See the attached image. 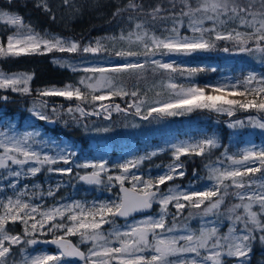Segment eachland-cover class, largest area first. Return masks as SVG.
<instances>
[{"label": "snow or ice", "instance_id": "1", "mask_svg": "<svg viewBox=\"0 0 264 264\" xmlns=\"http://www.w3.org/2000/svg\"><path fill=\"white\" fill-rule=\"evenodd\" d=\"M176 2L168 0L170 7L150 5L149 10L136 0L115 6L113 20L124 19L126 13L137 15L127 16L134 30L126 35L122 32L118 38L130 46L111 53L99 39L82 45L49 33L42 35L22 23L19 14L0 9V21L16 29L7 35L6 47L0 43V57L53 51L84 57L79 64L54 61L84 75L76 83L36 90L39 102L34 101L27 111L45 123L107 134L113 131L110 123L98 125L90 118L111 121L116 112L125 119L131 116L133 121L138 117L153 123L206 110L227 117L224 123L229 129L252 128L264 134V72L248 70L245 74L241 70L239 76H224L201 86L195 77L201 72H217V66H193L172 59L221 51L245 54L264 65V0H195L194 5L192 0H180L179 11ZM35 6L51 14L49 0H36ZM62 6L74 7L73 0H62ZM154 21L165 25L160 35L149 31ZM85 54L95 58L88 60ZM147 71L161 77L158 87L162 89L147 101L140 99L137 90L129 91L109 78V74ZM32 80L29 74L0 72V90L32 95ZM101 89H107V93L94 94ZM113 95L130 97L131 102L126 107L104 103ZM54 97L78 103L58 106L51 100ZM9 99L0 94V101ZM130 126L141 125L132 122ZM221 148L216 161L208 166V185L197 188L193 180L186 186H168L187 175L182 157L210 159L213 151ZM166 151H171V162L154 165L164 169L160 174L153 177L150 169L141 170L145 162ZM59 164L65 167H57ZM42 172L95 186L96 191L111 193L112 198L65 203L61 197L48 207L34 203L55 198L65 183L58 180L47 188L40 183L22 184ZM193 177L204 179L196 171ZM230 195L239 202L224 213L221 208ZM154 206L159 208L154 215L129 220L136 213L153 211ZM0 210V264H69L72 259L81 264H251L253 245L257 241L264 245V143L249 141L231 152L218 137L205 134L194 141H166L163 147L132 154L110 165L105 156L81 161L75 146L44 138L35 127L18 131L14 121L0 116ZM195 217L200 219L197 230L188 223ZM118 218L125 223L117 224ZM225 218L228 228L221 234ZM17 223L23 226L20 232L13 231ZM105 225L109 227L105 229ZM46 235L52 238H41ZM77 235L79 241L74 244L69 237ZM40 244L54 245L57 252L40 250L33 255L29 249L34 252ZM81 245L87 247L82 249Z\"/></svg>", "mask_w": 264, "mask_h": 264}, {"label": "trees", "instance_id": "2", "mask_svg": "<svg viewBox=\"0 0 264 264\" xmlns=\"http://www.w3.org/2000/svg\"><path fill=\"white\" fill-rule=\"evenodd\" d=\"M128 0H73L74 7H64L62 6V0H49V4L51 6V14L45 12L42 9L37 8L36 0H13L11 4L7 2V0H0V9L4 11H11L15 14H19L22 18V23L27 24L29 27L34 29L35 32L40 34L49 33V34H58L76 41L81 42V44H87L90 41L95 42L96 40H100L103 44L104 48L107 49L109 53L114 50H118L119 44L116 39L123 32L127 34L128 31L134 30V24L130 25L127 16L132 15L135 17L136 13H126L124 19L122 20H113L112 13L115 11V6H123L126 4ZM137 3H142L145 6L146 10L150 5L162 4L164 7H170L168 0H136ZM193 5L195 4V0H192ZM182 7L180 0L176 2L177 11ZM257 8L259 5L256 6ZM52 15L55 16V19H52ZM144 21H149L150 18L143 17ZM140 22V21H135ZM153 27L149 29V31H155L157 35H160V29H162L165 25L161 21L152 22ZM170 26V23L168 24ZM241 31L244 29L241 28ZM15 31V27L12 25H7L4 22H0V37L1 43L3 45L6 44L7 35L11 34ZM116 39H113V38ZM220 46L223 47L224 43L220 42ZM87 58H95L90 54H85ZM74 57H83L78 54H73ZM84 58V57H83ZM188 61L189 64L195 66L196 62L205 63L210 62L217 66L218 69H226L229 70L233 76L241 75V70L246 74L248 70H257L263 68L260 64L257 65V62L245 55V54H233L229 55L223 53L221 51H212L209 53H198L195 57H192ZM200 60V61H199ZM0 71L4 73H25L33 76V80L30 81V88L33 90L32 95H19L16 93L5 92L0 90V94L8 95L10 99L7 102L0 101V115H4L5 117L10 118L15 121L17 125L22 123V120H26L27 118V109L33 104L39 102V98L35 95V91L41 89L43 87H51L56 86L60 87L69 83H76L82 75L81 71L73 72L71 69L67 67H62L60 64L55 63L51 56L46 54H30V55H22L20 57H0ZM119 79L124 83L126 89H130L131 85L134 84L136 86V90L138 93H141L140 99L149 100L156 94V86L159 85L161 77L157 74L154 75L151 71L147 72H130L124 74H117ZM215 75V72H201L196 77V82L203 86L208 78H211ZM90 99V97H89ZM58 106L63 104L65 106H74L78 101H67L63 98H51ZM131 102V99H127V97L121 98L120 96L113 95L110 101H105L104 103L108 104H120L122 107H126L125 104ZM83 106V105H82ZM116 112L113 113L111 121L115 124L116 121L113 119L116 117ZM121 114V113H119ZM189 120H199L204 117H208L211 120H218L220 124L221 115H218L213 112H209L206 110H196L190 113ZM67 118V117H65ZM128 118H132L129 116ZM171 119V117H169ZM173 118V117H172ZM94 120L96 124H105L107 121H104L97 117L90 118ZM138 119L139 118H135ZM40 125L42 121L37 120ZM145 123V121H141ZM34 124V126L38 125ZM197 125L194 126L195 130L197 129ZM44 129L51 132V136L59 140H69L70 144L73 146L79 145L80 150L83 149L86 151L87 155L93 156L97 149L100 148V140L98 138L108 136L111 134H97L95 132L85 131L83 127H77L75 125H69L65 127L62 123L53 124L52 127L43 126ZM221 137L223 138L222 144L225 145L227 140V134H225L226 129L222 127L221 129ZM114 130L111 139L116 141V137L114 136ZM91 138H94L96 142L95 145L91 143ZM150 140H155V138L146 137L143 135L135 134L133 137V144L130 145L128 143L121 144H113L109 146L108 155L110 157V162L114 160L117 162L124 154L129 152L132 149V146L141 147L146 142ZM104 141V139H103ZM119 143V142H118ZM96 146V148H94ZM231 152L234 151L232 140L229 141L227 145ZM223 148L214 150L211 158H205L200 156H190V157H182L186 161L187 164V175L180 179H175L177 182L183 183L186 180L194 179L193 171L198 173V176L204 177L208 175V171L206 166L215 161L217 157L220 155V152ZM164 159L170 158L167 153H162L157 157L153 158L152 161H147L142 166V171L150 169L155 172L154 165L158 164ZM116 159H118L116 161ZM41 174V173H40ZM60 178L64 179L68 185L62 186L60 190L57 192V195H63L69 193V185L75 184L74 179L69 181V177L65 175H60ZM200 182L202 180H199ZM163 187V186H162ZM114 192L116 189L113 190ZM239 202L231 195L225 198V203L222 205L221 211L227 213V209L230 205ZM156 207V206H155ZM187 213V211H185ZM185 215V214H184ZM228 224L227 219H224V222ZM195 228V223L190 224ZM225 225V224H224ZM14 232L21 231V225L17 223L13 227ZM51 235H46L42 238H49ZM74 243L73 238H70ZM259 241H257L253 245V253L251 264H260V262H264V254L262 253L264 248L261 247Z\"/></svg>", "mask_w": 264, "mask_h": 264}, {"label": "rangeland", "instance_id": "3", "mask_svg": "<svg viewBox=\"0 0 264 264\" xmlns=\"http://www.w3.org/2000/svg\"><path fill=\"white\" fill-rule=\"evenodd\" d=\"M0 22H3V21H0ZM15 31H16V29H15ZM14 32H12L11 34H13ZM11 34H9V35H11ZM51 35L59 36L60 38H67V37H64V36H61L58 34H51ZM67 39H70V38H67ZM133 39H135V37H133ZM116 40H117L118 44L120 45L118 50H120L122 48L126 50L130 46L127 43V41H120L119 39H116ZM0 43H1V37H0ZM4 46L6 47V44ZM48 54L51 56V58L54 61L59 60V61L65 62L66 64H79L80 61L83 59V57H74L73 54L61 53L58 51H53V52L48 53ZM196 54H198V53H194L191 56H186V57H172V59L182 60L184 63L189 64L188 61L190 59H193L192 57H195ZM101 58H103V57H101ZM87 59L92 60L94 58H87ZM166 59H167V57H166ZM196 64H201V63L196 62ZM203 64L214 65L210 62H205ZM257 65L259 66L260 64L257 62ZM262 66H263V68L257 69L256 71L257 72H264V65H262ZM64 67H66V66H64ZM5 74H13V73H5ZM82 75H84L83 72H82ZM97 76H99V74H97ZM224 76H233V75L229 70L219 69V71L215 72V75L213 77L208 78L204 84L216 81V80H218ZM109 78L113 80L114 84H117L120 87L126 88L124 83H126L127 81L122 83V81L119 79V76L117 74H109ZM136 89H137L136 86H134V84H133V85H131L130 89H127V90L131 91V90H136ZM155 90H156V93L162 91V89L160 87H158V85L156 86ZM102 93H107V89H101L94 94H102ZM153 97L156 98V94ZM127 99H131V98L127 97ZM126 105L127 104H125V106ZM32 106H33V104L30 107H32ZM0 111H1V108H0ZM27 114H28L27 118H26V120H22L21 126H20V124L17 125V123L14 121L17 125L18 131L31 130L32 127H35L41 131L42 137L53 138L51 136L52 135L51 132H49L48 130L43 128L44 125L48 126L45 124V122L42 121V123L39 125L37 122V119L32 117L29 112ZM189 114L184 115V116H177V117H173V118L171 117V119L169 117H167V118H164L163 120H161L159 122H153V123L145 122V123H143L138 119H135V121H133V118L125 119V117L122 114L118 113V114H116V117L113 119V121H116L115 124H111V123H113L112 121H107L105 123V124L110 123L113 126V131L117 130L114 134V136L115 135L118 136V137H116V139H117L116 141H113L111 139L112 134L114 133L112 131L110 135H108L106 137H104V135H102L103 137L98 138V140H100V142H99L100 148L96 150V152L93 156L87 155L86 151H84L83 149L80 150L79 145L75 146V149L78 151L81 161H83L86 158L87 159H98L101 156H105L108 159L109 164L111 165V164H115V163H120L125 158H130V156L132 154L142 155L145 151L154 150L158 146L163 147L165 145L166 141H173V142L194 141L196 139L202 138L205 134H207V135H215L216 137H218L220 139L221 143H223L222 142L223 138L221 137L222 127L224 129H226L225 134H227V140H226L225 145H228L229 141L232 140L233 149H234L233 152H236L238 149L243 148L249 141H254L257 145L264 143V134H261L260 130L252 129V128L239 129V130L229 129L226 126V123H224V121L228 119L225 116H222V115L220 116L221 119H220V124H219L218 120H211L208 117H204V118H201L199 120H189V116H188ZM241 115H244V114L242 113ZM0 116H3L4 118H6L7 121H13L10 118L5 117L4 115H0ZM132 122H138V123H140L141 126L139 128H132L130 126ZM34 124H38V125L34 126ZM124 124H129V127H124L123 126ZM195 125L198 126L197 127L198 130L194 129ZM52 126H53V124L49 127H52ZM135 134L143 135V137L146 136V137L155 138V140H150L149 142H146L140 148L137 146H132V149H130L129 152L124 154V156H122L119 160L116 159V161L118 160L117 162H114V160L112 162H110V157L107 153L108 150L110 149L109 146L116 144V143L117 144L128 143V144L132 145L134 142L133 137ZM103 139H104V141H103ZM59 141H63L65 144L72 145V144H70L69 140H59ZM95 141H97V140H95L94 138H91V143L93 145L96 144ZM94 148H96V146ZM164 153H167L170 158H168V159L162 158V160L160 162H158V164L166 165V164L171 162V159H172L171 151H166ZM161 154H159V155H161ZM215 161L209 163L206 166L207 171H208V175H209V167L208 166L212 165ZM57 167H65V165L59 164V165H57ZM154 170H155V172L151 171V175L153 177L160 174L164 169L154 167ZM207 176H204V179L201 182L196 178L186 180L183 183L178 182V181L176 182L174 180L172 182H169L168 186H174V185L186 186L189 184L190 181L196 180L195 187L202 189L203 187H205L206 185H208L210 183L207 180ZM58 180H62L65 182L63 184V186L68 185V183L64 179L60 178V176H58V174H47L46 172H42L41 174H38V176L35 178H29V179L22 181V184L27 183V184L31 185L33 183H40L44 188H47L49 184L55 185L56 181H58ZM74 183L75 184H71L68 186L69 190H70L69 193L59 195V196L56 194L55 198H47L44 201H34V203H43L46 207H48V206H52V205L56 204V202L59 201L61 199V197H63V202H65V203L70 202L71 200H86L88 202H91L93 199L106 200V199L112 198L111 193L96 191L95 186H89V185L83 184V182H79L75 179H74ZM117 190L118 189H116V191ZM232 205H230V207ZM158 210H159L158 206H156V207L154 206V210L152 212H150L149 214H146V215H154L155 212H158ZM171 210L175 211L174 208ZM0 211H2V210H0ZM186 211H187V213L184 212V214H185L184 216H187V214H188V210H186ZM146 215L137 216V217L131 218L129 220H132V219L139 220V219H142ZM124 223H125V221H118L117 220V224H119V225H123ZM188 223L189 224L195 223V228L192 227L191 225L190 226L193 230H197L200 226V219H199V217H195V218L191 219L190 221H188ZM104 227H105V229H107L109 226L105 225ZM227 228H228V224L223 223L221 228H220V233L226 234ZM22 229H23V226L21 225V231H22ZM70 238L71 237H69V239ZM72 238L75 241V244L78 243V241H79L78 235L72 236ZM42 239H45V238H42ZM81 247L83 249V248L87 247V245H81ZM261 247L264 248V245H262ZM40 250L46 251L48 253H56L57 252L56 247L36 246V251H34V252L32 251L31 248L29 249V251L32 252L33 255L39 254ZM13 251H17V249L14 248ZM262 253L264 254V250ZM69 264H81V262L78 261L77 259H72V260H70ZM229 264H231V261L229 262ZM260 264H264V262L261 261Z\"/></svg>", "mask_w": 264, "mask_h": 264}, {"label": "water", "instance_id": "4", "mask_svg": "<svg viewBox=\"0 0 264 264\" xmlns=\"http://www.w3.org/2000/svg\"><path fill=\"white\" fill-rule=\"evenodd\" d=\"M46 125H48V126H51L52 124H49V123H45ZM126 186H129V185H126ZM130 187V186H129ZM118 191V190H117ZM150 212H152V211H150ZM150 212H146V213H136V214H134V216L133 217H137V216H141V215H146V214H149ZM133 217H130L129 219H131V218H133ZM117 220H119V221H124V219L123 218H118ZM52 237H50V238H45V239H51ZM71 240V239H70ZM72 241V240H71ZM72 243H74L73 241H72ZM75 244V243H74ZM38 246H41V247H55L54 245H50V244H40V245H38Z\"/></svg>", "mask_w": 264, "mask_h": 264}]
</instances>
